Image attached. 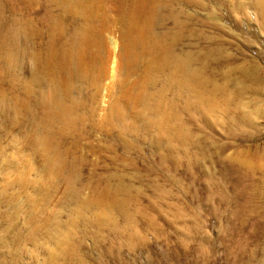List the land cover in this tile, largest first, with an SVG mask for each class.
<instances>
[{
  "label": "rangeland",
  "instance_id": "374dc122",
  "mask_svg": "<svg viewBox=\"0 0 264 264\" xmlns=\"http://www.w3.org/2000/svg\"><path fill=\"white\" fill-rule=\"evenodd\" d=\"M0 264H264V0H0Z\"/></svg>",
  "mask_w": 264,
  "mask_h": 264
},
{
  "label": "bare ground",
  "instance_id": "6f19581e",
  "mask_svg": "<svg viewBox=\"0 0 264 264\" xmlns=\"http://www.w3.org/2000/svg\"><path fill=\"white\" fill-rule=\"evenodd\" d=\"M262 0H260L261 2ZM179 63V62H178ZM179 66V65H178ZM176 68V67H174ZM184 69V68H182ZM186 69V68H185ZM188 72V71H186ZM190 75V74H189ZM187 76V74H186ZM191 76V75H190ZM63 86V85H62ZM62 88H53L52 90H50L49 93H47L46 97H45V101L50 105V106H53L55 108H58V111L59 113H63L65 114V111H64V108L62 107V91L61 90ZM39 139H38V143L41 147H43L45 149L46 147V141L41 137V136H38ZM48 142V141H47ZM50 146V145H49ZM46 151V150H45ZM55 159V158H54Z\"/></svg>",
  "mask_w": 264,
  "mask_h": 264
}]
</instances>
